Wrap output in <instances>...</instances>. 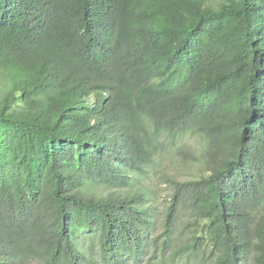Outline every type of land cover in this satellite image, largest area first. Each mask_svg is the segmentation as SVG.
I'll return each mask as SVG.
<instances>
[{
  "label": "trees",
  "instance_id": "obj_1",
  "mask_svg": "<svg viewBox=\"0 0 264 264\" xmlns=\"http://www.w3.org/2000/svg\"><path fill=\"white\" fill-rule=\"evenodd\" d=\"M0 264H264V0H0Z\"/></svg>",
  "mask_w": 264,
  "mask_h": 264
},
{
  "label": "rangeland",
  "instance_id": "obj_2",
  "mask_svg": "<svg viewBox=\"0 0 264 264\" xmlns=\"http://www.w3.org/2000/svg\"><path fill=\"white\" fill-rule=\"evenodd\" d=\"M172 173L173 174H177V170H174V171H172ZM191 172L189 171V174H190ZM180 176V178H183L184 176L185 177H187V176H189L190 177V175H188V170H186L185 168L182 170V173H181V175H179ZM149 182H150V180H147L146 181V183H148V185H149ZM164 186H161V188H160V196H161V198H160V202H164V197H165V188H163ZM94 188V189H93ZM91 190H90V192H95L96 190L97 191H99V189L98 188H95V187H93ZM101 194L103 195V196H105V195H107L108 193L107 192H105V191H101Z\"/></svg>",
  "mask_w": 264,
  "mask_h": 264
}]
</instances>
